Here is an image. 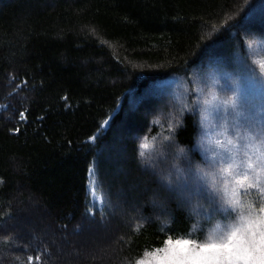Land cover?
I'll use <instances>...</instances> for the list:
<instances>
[{"label": "trees", "instance_id": "16d2710c", "mask_svg": "<svg viewBox=\"0 0 264 264\" xmlns=\"http://www.w3.org/2000/svg\"><path fill=\"white\" fill-rule=\"evenodd\" d=\"M260 42L264 0H0V264H63L87 242L69 248L61 231L88 241L86 225L114 222L118 249L67 264H135L161 228L190 231L198 217L148 170L176 147L192 152L191 91L216 66L243 79ZM90 168L110 205L92 203ZM28 200L54 236L13 225Z\"/></svg>", "mask_w": 264, "mask_h": 264}, {"label": "snow or ice", "instance_id": "6c2138e0", "mask_svg": "<svg viewBox=\"0 0 264 264\" xmlns=\"http://www.w3.org/2000/svg\"><path fill=\"white\" fill-rule=\"evenodd\" d=\"M259 69L260 75L257 76L255 71L250 72L249 79L258 80L261 88H264V63L259 65ZM221 81L224 84L220 86L219 92L211 93V102L216 110L222 108L225 113L231 112L235 136L229 135L225 122L218 132L200 146L211 153V168L215 169L219 160L223 184L218 185L215 171H209L208 168L193 169L188 152L176 147L174 155L177 159L188 161V167L176 170L175 182L169 177L167 185H163L162 181L159 184L181 201L182 206L191 207L193 214L198 217L197 222L190 231L179 235L161 228L164 238L160 245L145 248L135 264H264V95L257 108L256 100L242 89L239 74L230 73L223 66L213 67L202 80L205 87L210 82L212 89ZM229 90L232 93L230 97L220 94ZM203 91L204 88L196 89L199 96H202ZM203 113L207 118V107ZM20 119H26L23 112L20 113ZM108 124L109 121L105 120L104 125ZM257 124L258 134H248L246 126L255 128ZM89 139L95 145L98 136ZM241 141L243 158L240 157ZM145 147L147 145H140L141 149ZM224 151L231 153L226 164ZM144 155L143 151L139 152L141 158ZM90 172L95 174L92 168ZM152 174L156 176L155 172ZM89 191L99 208L110 205L109 193L103 191L101 182L97 181ZM96 191H100L98 200L94 195ZM204 198L208 201L207 207L202 203ZM91 215L94 217L95 211ZM213 221L217 223L205 232V223ZM197 234L204 238H194Z\"/></svg>", "mask_w": 264, "mask_h": 264}, {"label": "rangeland", "instance_id": "374dc122", "mask_svg": "<svg viewBox=\"0 0 264 264\" xmlns=\"http://www.w3.org/2000/svg\"><path fill=\"white\" fill-rule=\"evenodd\" d=\"M252 54H251V66H250V72L255 71V74L257 76L260 75V69H259V65L261 63H264V43L260 42V43H255L252 49ZM217 67V66H216ZM254 68V69H253ZM249 73L245 74V76H243V79H241V83H242V89L247 91L257 102V108H259L260 106V98L262 95H264V88H261L260 83L258 80H250L249 79ZM204 79V77H203ZM196 82V79L193 80ZM224 84V81H221L220 84L215 86V90L220 91V86ZM201 88L204 89H212L211 88V83L209 82V86L205 87L204 83L202 82ZM191 107H189L190 109H192V111L196 114V116L201 117V124H200V129L202 130L201 135H199L198 141L196 142V145L194 146L193 149H191L192 152H190L189 150H187L189 156L198 162H202L205 164H210L211 163V153L210 152H206L204 150V148H202L200 145L201 143H206L207 138L210 137L211 135H213L215 132H218L220 130V119H219V115L217 113L222 112V109L217 110V112H214L212 114L211 117H205L203 111H202V105L198 103V101L202 100L203 97L199 96L196 91L194 90L191 91ZM197 101V103H193V101ZM109 121V119H107ZM227 122L228 124V133L230 136L234 137L235 134V127L233 126V122L231 120L230 117H228L227 119H225L224 121H222V123ZM207 125V127H206ZM108 125H104V123L102 124V129H106ZM241 131H244V129H241ZM247 132L248 134L251 135H257L259 132V125L257 124V127L252 128V127H248L247 128ZM98 135V134H96ZM95 135V136H96ZM222 139V137H220ZM152 139H155L154 137ZM148 141V140H147ZM145 145H148V142L144 143ZM155 146V144H151L149 145L144 153L146 156H144L145 158L150 154L151 149H153V147ZM193 152H197L198 156H195V158L193 157ZM224 157L227 158V153H223ZM219 160L217 161V164H219ZM146 164V163H145ZM151 170V171H150ZM150 173H153L154 171L151 169L148 170ZM89 185H88V193L90 195V199L93 203H95V200L93 199V195L90 194V189H92L94 187L93 184V180H92V173L90 172L89 174ZM17 194H20V192H17ZM95 195V199L98 200L100 197V194L98 193V191H96L94 193ZM19 196V195H17ZM19 198V197H16ZM218 199V197H217ZM19 201V200H18ZM151 202L158 206V204L154 201L151 200ZM37 204L35 201L32 200H28L27 202L24 203L23 206H21L19 208L20 212H18V217L19 215L22 213V220L25 218L24 222H18L16 219L13 222V225L17 226V228H19L21 230L20 233L25 232V234H27L28 232H31L33 229H35V226H38V230L40 229V232L42 233H48L49 234H53V236L56 234L54 233L53 230L48 231V229L46 228V226H48L46 223L43 222L42 217L44 216V214L47 211H43L40 208H36ZM18 210V211H19ZM118 214H119V220H121L123 223L124 222H130L128 221V219H126V215H124V209L122 207H118ZM230 211V210H229ZM46 218V216H44ZM48 218V217H47ZM46 218V220H47ZM130 220V219H129ZM27 221L26 224L25 222ZM22 225V226H21ZM114 225V226H113ZM22 228V229H21ZM97 228L100 227H92V229H89V227L86 225L84 226L85 229V234L88 232V234H90V236H92L91 238H89L88 241H85V239L82 238H78L77 239H72L69 237H66L65 233L69 232L67 231H61L60 236L61 238L64 239H68V247L71 248L72 246H74V244H80L81 242H87L86 244H84L81 247H77V249H75L74 247L71 248L70 252H67L63 255V257H61V262L63 264H67L71 261V259H74L75 257H82L83 259L86 260H99L100 258H109L110 256H112L116 250L118 249L117 245H116V239L118 237L117 235V227L115 226L114 222L109 224L108 226H106V228L104 227V230H96ZM24 229V230H23ZM102 229V228H101ZM47 231V232H46ZM99 232V233H97ZM29 234V233H28ZM70 235V234H69ZM60 236H58L57 238H59ZM59 240V239H58ZM75 240V241H74ZM74 243V244H73ZM82 244V243H81ZM56 251L58 253H60L58 246H56ZM63 259V260H62Z\"/></svg>", "mask_w": 264, "mask_h": 264}, {"label": "clouds", "instance_id": "9594fccd", "mask_svg": "<svg viewBox=\"0 0 264 264\" xmlns=\"http://www.w3.org/2000/svg\"><path fill=\"white\" fill-rule=\"evenodd\" d=\"M213 91L219 92L215 89H204L203 93H202V97L203 99L198 101L199 104L202 105V111L205 107H207L208 109V117H211L212 114L214 112H217V110L214 108L213 103L211 102V93ZM221 95H225L227 97H230L232 95L231 91L229 90L226 93H220ZM193 103H197V101H193ZM222 109V108H221ZM223 110V109H222ZM219 115V119L221 121L220 123V127L223 125L222 121H224L225 119H227L228 117L231 118L232 114L231 112L225 113L224 110L222 112L217 113ZM232 120V119H231ZM246 127H252V126H246ZM257 127V125H256ZM254 128V127H252ZM215 134V133H214ZM213 134V135H214ZM235 136V134H234ZM180 148L184 149L186 151L185 146H180ZM176 152V149L169 151L161 160H159V162L157 164L154 165V172L156 174V178L158 183L160 181L163 182V185H167L169 182V177L172 178V181L175 182V180L177 179L176 177V170L179 168H187L188 167V161H184L181 159H177L176 156L174 155V153ZM223 153H227V158L224 157V163L226 164L229 160V157L231 155L230 152L224 151ZM224 156V155H223ZM240 157L243 158V142L241 141V151H240ZM145 162L141 161L142 166L144 165ZM192 167L193 169H197V168H208L209 171H215L216 175H215V179L219 184H223V177L220 174L219 168H220V164H217L215 169L211 168L209 164H205L202 162H198L192 159ZM161 185L160 187L168 193L167 189ZM202 203L205 205V207H207L208 205V201L206 198H204L202 200ZM209 211L211 212V209H209ZM215 223H217L216 221H213L212 223H205V232L207 231V229L212 228ZM194 238H200L203 239V236H199V234H197V237Z\"/></svg>", "mask_w": 264, "mask_h": 264}]
</instances>
